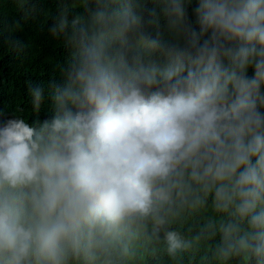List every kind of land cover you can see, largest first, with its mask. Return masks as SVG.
<instances>
[{"label":"clouds","instance_id":"1","mask_svg":"<svg viewBox=\"0 0 264 264\" xmlns=\"http://www.w3.org/2000/svg\"><path fill=\"white\" fill-rule=\"evenodd\" d=\"M192 4L56 0L51 115L0 121V264H264V0Z\"/></svg>","mask_w":264,"mask_h":264},{"label":"trees","instance_id":"2","mask_svg":"<svg viewBox=\"0 0 264 264\" xmlns=\"http://www.w3.org/2000/svg\"><path fill=\"white\" fill-rule=\"evenodd\" d=\"M33 5L35 15L25 18L16 0H0V121L18 115L29 124L42 122L52 112L50 89L62 82L60 67L69 52L49 31L56 0H32L26 7ZM194 7L195 0L189 6L190 17ZM10 41H18L19 50ZM30 85L43 88L38 110L31 103Z\"/></svg>","mask_w":264,"mask_h":264}]
</instances>
